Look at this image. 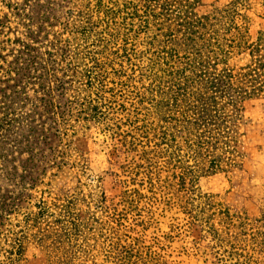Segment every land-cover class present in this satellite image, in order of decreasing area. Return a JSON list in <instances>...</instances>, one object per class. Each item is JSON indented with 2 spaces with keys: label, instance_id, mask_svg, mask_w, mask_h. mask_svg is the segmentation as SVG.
<instances>
[{
  "label": "trees",
  "instance_id": "1",
  "mask_svg": "<svg viewBox=\"0 0 264 264\" xmlns=\"http://www.w3.org/2000/svg\"><path fill=\"white\" fill-rule=\"evenodd\" d=\"M70 17L69 38L60 32L50 43L47 65L23 45L3 82L14 85L0 92V133L12 125L19 84L37 86V128L46 126L41 109L52 108L58 126L97 128L117 151L136 156L102 179L92 215L115 250L123 240V264H177L167 253L174 243L231 264L223 239H264V216L234 212L200 182L244 173L246 106H264V0H79ZM37 20L27 26L36 44L49 17ZM63 92L75 96L56 107Z\"/></svg>",
  "mask_w": 264,
  "mask_h": 264
},
{
  "label": "rangeland",
  "instance_id": "2",
  "mask_svg": "<svg viewBox=\"0 0 264 264\" xmlns=\"http://www.w3.org/2000/svg\"><path fill=\"white\" fill-rule=\"evenodd\" d=\"M78 5L79 0H0V92L14 85L3 82L23 56L24 44L35 47L47 65L50 43L60 32L69 38V28L64 31L63 26ZM40 13L49 17V24L45 39L36 44L27 26L32 20L37 23ZM37 89L19 84L12 125L0 133V264H123V240L118 239L115 250L116 239H108L104 221L95 222L92 215L102 179L108 182L119 164L136 156L117 151L111 136L97 128L58 126L52 108L51 114L41 109L46 126L37 128L41 97ZM74 96L57 93L52 103L63 108ZM245 117L240 142L244 173L234 180L218 173L203 178L200 186L234 212L258 218L264 216V106L249 103ZM33 125L38 130H32ZM101 190L110 195L109 185ZM104 215L98 212L96 217L109 221ZM161 231L168 232V221L162 220ZM169 246L167 253L177 264H213L186 254L189 243ZM221 255L226 260L232 255L231 264H264V239H223Z\"/></svg>",
  "mask_w": 264,
  "mask_h": 264
}]
</instances>
